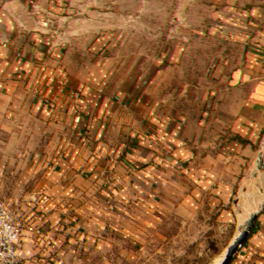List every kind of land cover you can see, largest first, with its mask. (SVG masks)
Masks as SVG:
<instances>
[{
    "label": "crops",
    "instance_id": "crops-1",
    "mask_svg": "<svg viewBox=\"0 0 264 264\" xmlns=\"http://www.w3.org/2000/svg\"><path fill=\"white\" fill-rule=\"evenodd\" d=\"M58 1L0 0V201L18 217L21 264H117L102 248L112 241L109 214L127 211L136 192L151 189L134 164L180 168L187 161L192 194L199 185L229 204L257 160L264 0H210L207 23L242 50L215 107L217 132L208 119L201 127L153 119L144 105L133 106L130 92L111 88L112 75L86 72V57L95 58L86 50L102 44L94 42L100 26L71 19L72 9L53 8ZM254 181L257 201L249 208L258 216L232 264H264V169ZM221 219L234 223L233 209Z\"/></svg>",
    "mask_w": 264,
    "mask_h": 264
},
{
    "label": "rangeland",
    "instance_id": "rangeland-1",
    "mask_svg": "<svg viewBox=\"0 0 264 264\" xmlns=\"http://www.w3.org/2000/svg\"><path fill=\"white\" fill-rule=\"evenodd\" d=\"M58 2L53 8L72 9L71 19L86 17L100 26L94 42L102 44L86 50V56L95 57H86V72L112 75L111 88L130 92L133 106L138 110L144 105L153 119L202 126L208 119L217 132L215 107L242 50L236 39L221 34L219 24L207 23L210 0ZM181 165L162 167L142 160L132 166L133 172L147 174L143 178L151 189L136 192L127 211L109 214L105 230L112 241L102 247L111 250L109 259L117 264H215L222 257L237 231L239 213L247 216L257 201L250 193L256 182L248 178L255 163L241 176L238 195L229 204L211 200L218 197L215 193L201 194L199 185L196 198L188 181H193L189 164ZM173 180L180 182L174 186ZM231 208L235 221L227 223L221 214Z\"/></svg>",
    "mask_w": 264,
    "mask_h": 264
},
{
    "label": "water",
    "instance_id": "water-1",
    "mask_svg": "<svg viewBox=\"0 0 264 264\" xmlns=\"http://www.w3.org/2000/svg\"><path fill=\"white\" fill-rule=\"evenodd\" d=\"M264 169V143L260 145V151L258 158L255 162V170L252 172L249 178H252L253 180L258 177V175L263 171ZM258 216V210H252L249 212V214L246 216L242 212L239 213L238 217V227L237 231L222 255V257L215 263V264H232L236 256L239 254L243 246L248 241V238L253 230L255 221Z\"/></svg>",
    "mask_w": 264,
    "mask_h": 264
},
{
    "label": "built area",
    "instance_id": "built-area-1",
    "mask_svg": "<svg viewBox=\"0 0 264 264\" xmlns=\"http://www.w3.org/2000/svg\"><path fill=\"white\" fill-rule=\"evenodd\" d=\"M17 215L0 201V264H20L17 244L21 236Z\"/></svg>",
    "mask_w": 264,
    "mask_h": 264
}]
</instances>
